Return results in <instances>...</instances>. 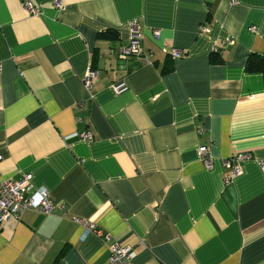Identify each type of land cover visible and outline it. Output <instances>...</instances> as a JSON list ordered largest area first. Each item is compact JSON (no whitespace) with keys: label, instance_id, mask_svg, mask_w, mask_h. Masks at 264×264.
<instances>
[{"label":"crops","instance_id":"1","mask_svg":"<svg viewBox=\"0 0 264 264\" xmlns=\"http://www.w3.org/2000/svg\"><path fill=\"white\" fill-rule=\"evenodd\" d=\"M30 1L40 15L0 0V180L29 174L54 209L0 223V264H108L75 218L132 264H264V82L245 71L264 54V0ZM133 21L142 54L118 60Z\"/></svg>","mask_w":264,"mask_h":264},{"label":"built area","instance_id":"2","mask_svg":"<svg viewBox=\"0 0 264 264\" xmlns=\"http://www.w3.org/2000/svg\"><path fill=\"white\" fill-rule=\"evenodd\" d=\"M21 5L29 15L37 16L41 13V9L35 6L30 0H22ZM53 6L58 10L63 9V5L59 1H55ZM139 30L140 26L138 22H131L129 24V39L127 43L111 48V52L118 60H126L131 56H140L142 54V36ZM200 31L206 32L207 29L200 27ZM153 35L158 36V30H154ZM165 51L173 59L180 58L183 54L182 51L174 48L166 49ZM212 51H215V48H212ZM96 77V71L92 69L86 71L83 77V86L87 92H89ZM112 89L116 94H119L124 92L127 86L125 82H121L112 86ZM81 139L89 142L93 139V135L87 131L81 135ZM198 155L200 159L205 161L206 166L210 168L211 158L208 148L200 146ZM248 159H250L249 154H238L224 159L222 166L229 170V174L224 181L228 183L234 177L238 176L241 173V164ZM1 160L2 154L0 153ZM260 166L264 170V164L260 163ZM53 209L54 205L48 192L43 188L34 189L30 183L29 174H23L19 179L0 180V223L9 218L19 219L20 215L26 210L49 214ZM75 222L80 223L87 231L97 235L107 245L109 250L108 264H132L134 251L131 246L121 245L110 233L98 229L95 224L89 221H82L81 219L75 218Z\"/></svg>","mask_w":264,"mask_h":264},{"label":"trees","instance_id":"3","mask_svg":"<svg viewBox=\"0 0 264 264\" xmlns=\"http://www.w3.org/2000/svg\"><path fill=\"white\" fill-rule=\"evenodd\" d=\"M112 37V36H111ZM212 62L218 63L219 59L216 57L212 58ZM169 70V68H167ZM245 71L247 73H258L261 74L263 77L264 82V54H254L251 53L247 57L245 63Z\"/></svg>","mask_w":264,"mask_h":264}]
</instances>
